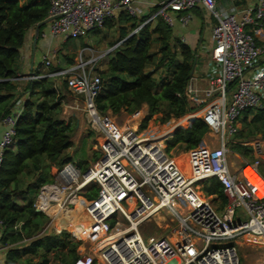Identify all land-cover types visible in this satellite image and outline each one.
Returning a JSON list of instances; mask_svg holds the SVG:
<instances>
[{
	"label": "built area",
	"instance_id": "1",
	"mask_svg": "<svg viewBox=\"0 0 264 264\" xmlns=\"http://www.w3.org/2000/svg\"><path fill=\"white\" fill-rule=\"evenodd\" d=\"M231 1L232 10L224 13L217 8L216 0H159L153 14L132 31L156 19L171 27L176 22L186 24L188 11L197 6L214 18L207 85L198 87L190 79L183 93L177 94L185 96L193 107L198 106L196 111L203 109L200 118L211 134L207 136L209 145L187 150L188 173L167 155L162 144L149 143L137 127L122 128L98 111L95 98L102 89L100 63L109 52L83 58V51L89 50L83 49L75 64L61 68L46 53L42 63L49 71L31 73L27 78L64 80L68 91L81 99L91 121L105 136L98 162L86 171L65 163L53 182L42 185L34 199L35 210L55 217L61 209L85 202V210L94 221V239L101 247L97 258L81 253L72 264H94L95 260L99 264H264V176L258 170L261 163L264 165V139L257 137L243 143L250 147L254 159L237 171L230 169L227 159L229 138L239 130L242 113L264 104V40L261 44L257 40L264 36V0L241 10L235 6L241 0ZM122 12L137 16L132 0H50L45 18L48 32L41 35L76 39ZM54 66L58 69L50 70ZM20 113L18 100L0 119L4 127L0 167L4 151L14 142ZM253 173L260 182L251 179ZM209 178L221 184L227 198L224 207L217 195H205L194 186ZM90 184L98 188L92 200L78 194ZM240 208L244 220H240V210L236 215ZM163 211L175 222L169 234L142 236L139 225ZM120 219L128 225L112 231ZM0 227H4L1 219ZM115 235L121 240L107 244ZM125 235L129 237L126 240ZM235 238L241 241L235 246L225 245ZM259 250L263 251L254 254Z\"/></svg>",
	"mask_w": 264,
	"mask_h": 264
},
{
	"label": "trees",
	"instance_id": "2",
	"mask_svg": "<svg viewBox=\"0 0 264 264\" xmlns=\"http://www.w3.org/2000/svg\"><path fill=\"white\" fill-rule=\"evenodd\" d=\"M49 6L50 0H0V119L11 111L17 98L23 97L21 113L15 124L14 142L4 151L0 167V219L4 222L0 243L9 246L6 264H15L29 254L40 256V260L32 262L29 259L26 262L24 259L26 264H50L51 256L68 258L66 264H72L79 256L77 247L82 243L75 240L70 232L62 230L59 234L40 236L22 249L8 245L9 242L16 244L24 238L34 237L47 221L43 213L35 210V197L30 199L27 191L29 185L25 189L18 188L20 177L32 169L39 173L40 180L51 183L58 170L65 163L72 162L70 156L63 154L72 146L71 125L52 113L57 100L61 99L56 88L49 82L55 78L26 79L24 85L19 86L20 49L29 29L38 25L40 31ZM123 15L125 21H132V17ZM138 24L132 23L131 30ZM123 38L125 40L108 59L105 70L100 71L102 89L95 98L100 114H133L145 104L148 111L141 120L140 130L146 129L152 116L159 113L162 123L171 117L180 118L179 122L187 118L184 125L188 124L187 120L191 121L185 127L182 125L176 128L171 138L165 140L167 152L176 146L187 151L201 145L209 133V127L202 118L195 117L193 112L199 107H193L185 96L177 95L183 93L192 78L190 73L196 51L175 37L172 27L161 19H157L153 27L151 23L145 24L137 32L129 33L128 37L124 32L117 40ZM155 42L159 43L156 61L150 51ZM56 69L52 67L50 70ZM160 69H163V73L156 80L154 72ZM60 83L66 88L64 80ZM157 87L158 91H155ZM40 95L43 96L42 100H38ZM189 113L192 114L187 115ZM241 122L246 130L240 127L234 134L238 140L230 141L229 145L239 154L251 155L252 160L247 161L251 162V149L243 143L247 142L244 140L248 137H264V104L261 108L246 109ZM174 127V124L170 125L171 131ZM94 155L95 159L101 156L97 152ZM43 159L47 161L43 162ZM85 162L83 158L75 162V165L86 171L88 168L84 166ZM52 167L57 169L54 174L51 173ZM47 174L52 179H46ZM208 180L206 194L220 197L223 194L221 184L215 178ZM36 193L34 191L35 196ZM97 193L98 188L94 184L83 191L88 200L96 198ZM18 194H21V199H15ZM20 219H24L20 229L12 231ZM88 223L85 215L68 213L59 227L67 229L74 228V225L77 232L83 233ZM4 228L6 231L12 229L3 235Z\"/></svg>",
	"mask_w": 264,
	"mask_h": 264
},
{
	"label": "rangeland",
	"instance_id": "3",
	"mask_svg": "<svg viewBox=\"0 0 264 264\" xmlns=\"http://www.w3.org/2000/svg\"><path fill=\"white\" fill-rule=\"evenodd\" d=\"M153 14V13H151ZM133 21V23L135 22L136 24L139 23V18L136 19H131ZM157 22V19L154 20L151 23V26L153 27ZM45 23H47L46 20H44V23L42 24L40 30H44L45 27L47 26ZM138 26V25H137ZM109 31V32H108ZM110 35V39L113 38V35L115 34L114 30L112 29H108V28H100L99 32H92L89 35H84L81 36L79 38H68L66 40H64L62 37H54L51 39L50 45L49 46H44L42 49H39L37 47L36 50H34L33 56H32V70L36 71V72H31V73H40V74H45L47 73V70L44 66V64L42 63V58L43 55L46 54V52L48 53V56L50 57V59L53 61L52 63L56 64V62H63L64 60H66V57L70 56V57H74L79 56L80 51H83V47L85 45H91L93 47H96L97 44L100 43L102 37L104 38L106 34ZM117 38H115L114 40H116ZM258 43L261 44L263 42V39L261 41V39H257ZM110 42V41H109ZM261 42V43H260ZM87 43V44H86ZM106 46H109V43H107ZM207 47H209V45L206 46H202L200 49V51L196 52L195 57L197 55V53L200 56L199 62H203L202 59H204L207 56V52L208 49H206ZM158 49H159V43L155 42L151 48V52L154 55V59L156 61L157 59V54H158ZM89 52L88 51H83V58H87V54ZM104 61V60H103ZM102 62V61H101ZM39 67V68H38ZM37 68V69H36ZM106 68V65H104L103 70L101 68V71H104ZM150 68V67H148ZM23 69V67H20V70ZM164 69V68H163ZM163 69L160 70H156L154 73V77L155 79H159V77L162 75L163 73ZM22 71V70H21ZM23 72L28 73L27 75H19V86L22 87L24 85V83L26 82V79L29 78L30 76V67L23 69ZM102 73V72H101ZM208 75V72L206 73V76ZM43 78V77H42ZM40 78V79H42ZM38 79V80H40ZM61 78L56 77L55 79H51V81H49L51 83L52 86H54L57 90L58 95H60L61 99L57 100V106L54 108V111L52 112L53 115L55 117H57L58 119L64 121L65 123H68L69 125H71V140H72V146L70 148H68L63 154L70 156L72 158V162L73 164H75V162L85 158L86 159V164H84L85 167L89 168L92 167L96 162H98L99 159L102 158V156L99 157V159H95V155L94 153L97 152L99 153V155H101L100 151V144L102 143V141L104 140L105 136L103 135V133L99 130L98 126L95 125L90 117L88 116L85 106L82 103L81 99L76 98L73 94L69 93L67 91V89L60 83ZM61 84V86H60ZM21 89V88H20ZM155 91H158V87L155 89ZM233 91L229 92V95L232 94ZM23 97L17 98L16 101L18 100H22ZM43 96L40 95L38 97V100H42ZM15 101V102H16ZM52 103V102H50ZM202 108L199 109L196 112H193L196 114L195 117H201L200 114L202 112ZM148 111L147 106L144 104L139 110L135 111L133 114H128L126 112H121L119 114H115L112 115L111 113H107L104 114L103 116L109 117L111 118V120H113L116 124H118L119 126H122V128H136L138 129V131L140 133H142V135L144 137H148L150 141H148L149 143L151 142L152 144L158 143V142H162L163 147H165V140L171 138V135L173 134V132L176 130V128L181 127L182 125H184V121H182L181 123L179 122V119H175L173 117H171L167 122L162 123L160 121V117L161 114H155L152 116V118L149 120L146 129L144 130H140L139 129V125L141 123L142 118L146 115ZM192 113H189L187 115H191ZM243 114V113H242ZM101 116V117H103ZM184 117V116H183ZM182 118V117H181ZM194 118V117H193ZM241 117L239 118L240 121V127L243 128L245 131L246 128H244L241 122ZM191 119V118H190ZM191 121L187 120V123L189 124ZM175 125V127L172 129L170 128V125ZM187 124V125H188ZM184 125L183 127L187 126ZM211 135V134H207ZM207 136L204 137V139L202 140L201 145L207 143L209 145L210 143V139L207 140ZM248 137L247 140L244 141H249L253 138ZM255 138V137H254ZM238 139L236 138V136H232L229 138V142H228V152H227V159L229 162V167L232 171H237L245 162L252 160V156L251 155H243V154H239L236 152L235 149H233L232 147H230L229 143L230 141H237ZM13 145V144H12ZM11 145V146H12ZM167 153V155L169 157H172L175 159V161L179 164V166L181 167V169L183 170V172L188 173L189 172V168H188V163H187V159H186V154L187 151H185L184 149H182L181 147H175L174 149H171L169 152L165 151ZM63 155V156H64ZM46 159H43V162H46ZM56 168L52 167L51 169V173L54 174L56 172ZM258 170L259 172L264 176V165L261 163L258 166ZM84 171V170H82ZM48 176H46V179H52V177L47 174ZM39 173H35L34 170L30 169L28 171H26L21 177H20V182L18 185L19 189H25L26 186L29 185L28 188V192L30 195V199L31 197L34 199L35 194L34 191H37V193L40 191V188L42 185L45 184L44 181L40 180L39 178ZM42 177V176H41ZM208 182L209 180H204V181H199L196 182L194 184L195 187H197L196 189L198 191H200V193H204L206 194V189L208 187ZM36 193V195H37ZM79 195L82 194L81 192L78 193ZM83 195V194H82ZM216 195V194H214ZM213 197V194L211 195ZM218 196V195H217ZM15 199H21V194H18ZM81 199V198H80ZM220 203H221V207H224L227 204V198L224 194H221L220 197ZM17 202V201H16ZM82 203H85L81 200ZM19 203V202H17ZM122 204L124 205V203L122 202ZM83 205V204H82ZM79 205L77 208L78 209H74L67 207L66 209H70V210H65L66 213H61L62 215H67L68 213H72V212H79L82 213L84 206ZM125 206V205H124ZM239 215H240V220H244L246 217H242L243 211L242 208L237 209V213L236 215H238V211ZM72 211V212H71ZM47 217V221L44 222V224H42V228L40 229V233L38 232V234L34 237L31 238H24L22 241L14 244V243H8V245H10L11 248H18V249H22L24 247H27L30 242L32 240H35L37 238H39L40 236L43 235H53V234H59L62 230L68 231L71 233V236L75 239V240H80L82 243L80 245H78L77 247V251H78V255L81 253H90L92 254L94 257H98L97 255L99 254L98 249L100 248V245H98L97 241L94 239V236H90L87 239H83V238H79L76 234L73 233V231H71V228H60L58 226V219L59 217H55L54 214H44ZM76 215V213H75ZM59 216V215H58ZM135 217V216H134ZM79 218V217H78ZM24 219H20L16 222L17 226H14L15 228L12 229L13 230H18L20 229L19 227H21V224L23 222ZM120 224L114 223V226L112 228V231H117L119 229H123L128 225V222L126 220L120 219ZM159 223V225H158ZM175 225V222H172V218L165 213V211H163L162 213H160L159 215H151L149 217H147L138 227V231L139 233H141L142 236L147 237V236H151V235H156V236H167L169 234V231L173 228V226ZM10 229V231H11ZM9 230L6 231V229L4 228V234L9 233ZM3 232V230H2ZM127 236V235H125ZM24 237V236H23ZM241 239L239 238H235L232 239L231 241L225 243V245H236V242H240ZM14 244V245H13ZM3 249V253H7L9 246H3L0 243V250ZM42 250V249H40ZM263 250H259L258 252L254 253V254H259L261 253ZM27 262V260H32V262H37L40 260V256H32L31 254L22 257V259L17 260V262L15 264H26L25 260ZM68 261V258H60L58 256H51V262L50 264H66ZM94 264H99V262L97 260H95Z\"/></svg>",
	"mask_w": 264,
	"mask_h": 264
},
{
	"label": "crops",
	"instance_id": "4",
	"mask_svg": "<svg viewBox=\"0 0 264 264\" xmlns=\"http://www.w3.org/2000/svg\"><path fill=\"white\" fill-rule=\"evenodd\" d=\"M158 1L159 0H132L133 5L137 9V16L132 17V18L134 19L139 18L140 21L141 19L147 18L155 10ZM216 2L218 5L217 8L221 10L222 12L225 13V12L232 10L233 6H232L231 0H216ZM255 2L256 0H241V1H236L235 6L238 10H241L243 7L254 5ZM123 14L127 15L124 12L119 13L118 17L114 19L106 20L104 25L102 26V28L104 27V28H108V29L110 28L114 30L115 34L113 35L112 39L109 38L110 35L107 33L104 38L102 37L100 43L97 44L96 47H93L91 45H85L83 47V49H89V50H85L89 52L87 54L88 58L95 57L96 55L101 54V53L109 52L107 57L103 59L104 61L100 63L102 70H103L104 65H106L108 59L112 56L114 50L119 47V45L122 43L123 40H125V38L121 39L120 41L117 39L120 38L122 33L125 32L126 37H128L129 33L131 34L133 31L131 30L132 29L131 25L133 22L125 21ZM188 14L190 15V19L188 23L181 24V23L176 22L174 26L172 27V31L175 37H178L179 39H181L183 42L188 44V46L192 50H195L196 52L200 51V49H202L201 48L202 46L209 45L210 48L209 47L206 48V49L209 48L208 51L206 50L208 54L204 59H202L203 62H199L200 56L197 53L196 63H195L194 70L192 73V78H191V80H193V82L198 87H205L208 81V77L206 76V73L208 72V75H209V71H210V64H209L210 63V49L212 46L211 27L214 24V18L213 16L210 15L208 11L204 10L200 6L190 9L188 11ZM45 24L47 25V23ZM38 27L39 26L37 25L28 30L23 47L20 49V58L18 61L19 75H27L28 73L23 72V69H26L29 67H30V73L32 71L34 72V70H32V56H33L34 50H36L37 47L39 49H42L44 46L47 47L50 45L52 38H50L49 36L41 35L42 32H46V33L48 32V25L42 31L41 30L39 31ZM100 28L95 29L92 32H95V33L99 32ZM92 32H89L87 35H89ZM262 33L264 34V32ZM115 38L117 39L114 40ZM258 39H261L262 41V39L264 40V36L258 37ZM107 43H109V46H106ZM110 49L112 50L110 51ZM77 57L78 56L76 55L74 57L67 56L66 60H64L63 62L61 61L58 62L59 63L58 67L59 68L67 67L69 65L75 64L77 61ZM261 62H263V60ZM20 67H23V69H21L22 71L20 70ZM58 67L54 66L53 68H58ZM3 131H4V127L0 124V138H1ZM252 180L259 181L260 179L256 176ZM64 216L65 215H62V214L58 216L59 217L57 218L59 220L58 226L62 225ZM2 230L3 228L0 227V232H2ZM6 255L7 253L6 252L3 253V249H1L0 250V264H6V258H7Z\"/></svg>",
	"mask_w": 264,
	"mask_h": 264
},
{
	"label": "bare ground",
	"instance_id": "5",
	"mask_svg": "<svg viewBox=\"0 0 264 264\" xmlns=\"http://www.w3.org/2000/svg\"><path fill=\"white\" fill-rule=\"evenodd\" d=\"M187 119V118H186ZM186 119H184V120H182V121H185ZM181 121V122H182ZM181 122H179V123H181ZM160 143V145L162 144V142H159ZM183 171V170H182ZM257 175L256 174H254L253 173V175L251 176V178L252 179H254V177H256ZM258 177V176H257ZM259 178V177H258ZM260 179V178H259ZM256 181V180H255ZM261 180H259V181H257V182H260ZM53 187H47V189H52ZM80 199V198H79ZM83 204V205H82ZM79 205H82V206H84V208H83V211H82V213H79V212H75L76 213V215H81V216H83V215H85V218H88V220H89V225H88V228H87V230H84L85 232H83V233H79V232H77V228L74 226V225H72L74 228H71L72 230L71 231H73L79 238H83V239H87V238H89L90 236H93V229H94V221L92 220V218L88 215V213H87V211L85 210V203H79V201H77V204H76V206L74 207V209H78L77 207L79 206ZM53 209H56V207H53ZM65 210H70V209H66V208H63V209H61L60 210V213H59V216L61 215V213H66V211ZM72 212V211H71ZM75 213L74 212H72V214H74L75 215ZM66 216V215H65ZM120 230V229H119ZM123 238L126 240V239H128L129 237L128 236H123ZM114 239H116V240H121V239H119L116 235L115 236H113V237H111L108 241H107V244H110V243H112L113 241H115ZM107 244H103L104 246L103 247H105ZM101 247V246H100Z\"/></svg>",
	"mask_w": 264,
	"mask_h": 264
},
{
	"label": "water",
	"instance_id": "6",
	"mask_svg": "<svg viewBox=\"0 0 264 264\" xmlns=\"http://www.w3.org/2000/svg\"><path fill=\"white\" fill-rule=\"evenodd\" d=\"M195 63H196V57H195V59H194V61H193V65H192V69H191V73H190L191 75H192V73H193ZM36 211H37V210H36Z\"/></svg>",
	"mask_w": 264,
	"mask_h": 264
},
{
	"label": "clouds",
	"instance_id": "7",
	"mask_svg": "<svg viewBox=\"0 0 264 264\" xmlns=\"http://www.w3.org/2000/svg\"><path fill=\"white\" fill-rule=\"evenodd\" d=\"M257 137H260V138H262V139H264V137H261V136H257ZM256 137V138H257ZM253 139H255V138H253ZM253 139H251V140H253ZM251 140H249V141H251ZM251 153H252V151H251ZM253 155V154H252ZM253 159H254V157H253ZM82 170V169H81ZM210 179V178H209ZM217 180V179H216ZM88 187V186H87ZM82 194H83V192H82ZM82 194H80L81 196H83V197H85L84 195H82ZM39 212V211H38ZM44 214V213H43Z\"/></svg>",
	"mask_w": 264,
	"mask_h": 264
}]
</instances>
